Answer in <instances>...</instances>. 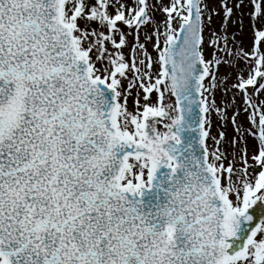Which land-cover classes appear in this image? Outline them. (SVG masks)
Listing matches in <instances>:
<instances>
[{"label": "snow or ice", "instance_id": "obj_1", "mask_svg": "<svg viewBox=\"0 0 264 264\" xmlns=\"http://www.w3.org/2000/svg\"><path fill=\"white\" fill-rule=\"evenodd\" d=\"M0 264H264V0H0Z\"/></svg>", "mask_w": 264, "mask_h": 264}, {"label": "rangeland", "instance_id": "obj_2", "mask_svg": "<svg viewBox=\"0 0 264 264\" xmlns=\"http://www.w3.org/2000/svg\"><path fill=\"white\" fill-rule=\"evenodd\" d=\"M219 22H220L219 19H217L216 23L219 24ZM242 38L245 40V42L250 41V38H251V31L249 29L247 19L245 20L244 35L242 36ZM231 133H232V129H231V126H229L228 134L231 135Z\"/></svg>", "mask_w": 264, "mask_h": 264}]
</instances>
